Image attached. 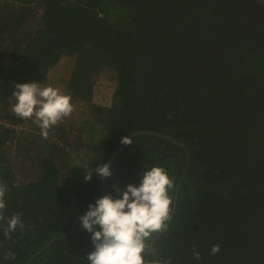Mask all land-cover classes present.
<instances>
[{
	"label": "trees",
	"instance_id": "1",
	"mask_svg": "<svg viewBox=\"0 0 264 264\" xmlns=\"http://www.w3.org/2000/svg\"><path fill=\"white\" fill-rule=\"evenodd\" d=\"M76 3L0 0L1 119L23 125L14 85L45 84L60 62L70 63L72 100L91 75L115 81L111 107H93L74 132L87 159L73 178L69 127L47 139L34 127L39 135H18L14 148L12 130H0L3 214L24 222L9 239L0 227V264H87L94 248L79 219L88 205L118 198L114 188L138 186L152 167L173 180V203L177 194L146 264H264V0ZM124 137L132 143L120 149ZM112 156L111 177L85 181Z\"/></svg>",
	"mask_w": 264,
	"mask_h": 264
},
{
	"label": "clouds",
	"instance_id": "2",
	"mask_svg": "<svg viewBox=\"0 0 264 264\" xmlns=\"http://www.w3.org/2000/svg\"><path fill=\"white\" fill-rule=\"evenodd\" d=\"M14 88L13 113L20 119L34 117V123L44 139L48 138L52 128L74 111L72 97L52 86L32 82L18 83ZM120 143L129 145L132 140L124 137ZM93 172L99 178L112 175L109 165L101 164L85 172V181L91 180ZM138 179V186L128 184L124 189L114 188L118 198L107 194L96 199L80 217L79 224L85 232L91 234L94 248L86 257L87 264H145L144 254L148 253L149 242L155 234L167 229L173 211V199L169 194L175 187L173 180L162 167L143 170ZM7 191L5 182L0 181V222L6 224L0 227H3L5 238L9 239L18 228H24V222L20 214L7 219L4 216V197ZM97 227L99 230H96ZM219 251L218 244L210 250L212 255ZM193 257L200 260V253L195 249ZM15 258V253L11 251L5 254V259Z\"/></svg>",
	"mask_w": 264,
	"mask_h": 264
},
{
	"label": "rangeland",
	"instance_id": "3",
	"mask_svg": "<svg viewBox=\"0 0 264 264\" xmlns=\"http://www.w3.org/2000/svg\"><path fill=\"white\" fill-rule=\"evenodd\" d=\"M64 4H70L71 6H76L77 0H61ZM70 72V63L67 64L66 62H60V65H57L53 71H51L49 79L46 81L45 84L42 86H52L53 88L59 89L61 93L65 94V84L67 82V78L69 76ZM115 81L108 76L107 73L101 72L99 74L91 75L89 81L85 85V89L83 92V95L80 98H77L75 100H71V103L73 105L74 111L73 113L68 117L65 118L62 122H60L58 125H61L63 127H69V129H72L71 135H68L67 137H64L66 140H69V142L73 143L75 145V150H70V148L65 147L67 153L69 154V161L70 165L73 166L71 168V177L77 176L75 174L78 170L81 168H84L85 165L83 164L85 160L87 159V156L85 154L86 146L84 147L81 143V140L74 136V132L79 131L82 122L88 121V117L91 118L92 114V108H98L101 107L102 109L105 107L110 108L111 107V94L114 89ZM14 100H11V108L13 106ZM97 111H100L98 108ZM34 117L32 119H24L22 123H24L25 130L19 131V133L15 136L17 137L19 134L22 133H29L33 132L38 134L39 130H31L34 129V127H38L34 123ZM28 122V123H27ZM53 131V128L50 130ZM39 135V134H38ZM85 135L81 136L80 138H83ZM54 140V142L59 143V145L64 144L62 141L63 138L59 137V135H52L51 136ZM90 140L89 135H86V142ZM95 140V138H94ZM12 141H16V138H13ZM91 142V141H90ZM7 144V143H6ZM16 143H12V147H15Z\"/></svg>",
	"mask_w": 264,
	"mask_h": 264
},
{
	"label": "built area",
	"instance_id": "4",
	"mask_svg": "<svg viewBox=\"0 0 264 264\" xmlns=\"http://www.w3.org/2000/svg\"><path fill=\"white\" fill-rule=\"evenodd\" d=\"M24 128H25V125L24 124L23 125L22 124L10 125L8 123V121L0 118V130H3V129L12 130V134L16 136L19 133V131L20 130L23 131Z\"/></svg>",
	"mask_w": 264,
	"mask_h": 264
},
{
	"label": "water",
	"instance_id": "5",
	"mask_svg": "<svg viewBox=\"0 0 264 264\" xmlns=\"http://www.w3.org/2000/svg\"><path fill=\"white\" fill-rule=\"evenodd\" d=\"M145 132H137V133H134V134H132L131 136H133V135H135V134H144ZM180 146H183V144L182 143H178ZM123 147V144H122V146L120 147V149ZM120 149H118L116 152H115V154H117L118 152H119V150ZM114 154V155H115ZM113 155V156H114ZM113 156L112 157H110V159H109V161L107 162V164L109 165V163H110V160L113 158ZM176 194H177V191H175V197H176ZM175 197H174V203H173V210H174V208H175ZM161 234V232L155 237V239L151 242V244L149 245V250H148V253H146V257H145V264L147 263V259H148V256H149V253H150V248H151V245L153 244V242L158 238V236ZM46 246H47V244L46 245H44L40 250H39V252L40 251H42L43 249H45L46 248Z\"/></svg>",
	"mask_w": 264,
	"mask_h": 264
},
{
	"label": "crops",
	"instance_id": "6",
	"mask_svg": "<svg viewBox=\"0 0 264 264\" xmlns=\"http://www.w3.org/2000/svg\"><path fill=\"white\" fill-rule=\"evenodd\" d=\"M14 138H16V137H14ZM17 139V138H16ZM17 141V140H16ZM13 143H15V141H13Z\"/></svg>",
	"mask_w": 264,
	"mask_h": 264
}]
</instances>
